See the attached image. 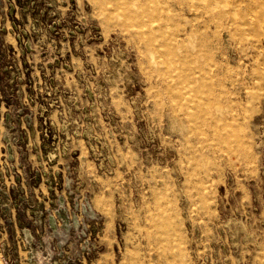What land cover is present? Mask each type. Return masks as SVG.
I'll return each mask as SVG.
<instances>
[{"label":"rangeland","instance_id":"rangeland-1","mask_svg":"<svg viewBox=\"0 0 264 264\" xmlns=\"http://www.w3.org/2000/svg\"><path fill=\"white\" fill-rule=\"evenodd\" d=\"M263 17L264 0H0L10 264H264Z\"/></svg>","mask_w":264,"mask_h":264},{"label":"crops","instance_id":"crops-1","mask_svg":"<svg viewBox=\"0 0 264 264\" xmlns=\"http://www.w3.org/2000/svg\"><path fill=\"white\" fill-rule=\"evenodd\" d=\"M10 227L11 226H9V228ZM3 230H4V228H3ZM0 235H1L0 236V246H1V244L7 245V255H6V252L4 251V249L0 248V264H10L11 259L13 258V249H12L13 247H11L12 246L11 236L9 234V231H6V233H4V231H3V233ZM21 239H22V237H21ZM25 239L27 241V238H25ZM5 255H6V257H5ZM4 257H5V259H4Z\"/></svg>","mask_w":264,"mask_h":264},{"label":"water","instance_id":"water-1","mask_svg":"<svg viewBox=\"0 0 264 264\" xmlns=\"http://www.w3.org/2000/svg\"><path fill=\"white\" fill-rule=\"evenodd\" d=\"M56 214L61 218L64 219L65 218V214H64V210L60 207L59 210L56 212ZM49 226L53 229V220L51 217H49V222H48ZM61 255V253L59 254Z\"/></svg>","mask_w":264,"mask_h":264},{"label":"bare ground","instance_id":"bare-ground-1","mask_svg":"<svg viewBox=\"0 0 264 264\" xmlns=\"http://www.w3.org/2000/svg\"><path fill=\"white\" fill-rule=\"evenodd\" d=\"M221 1H223V0H221ZM197 2V1H196ZM224 4V3H223ZM263 7V6H262ZM250 9V8H249ZM251 10V9H250ZM261 11V10H260ZM141 13V12H140ZM258 14H260V13H258ZM259 17H261V14L259 15ZM254 18V17H253ZM264 18V17H263ZM259 19H261V18H259ZM263 20V19H262ZM140 22V21H139ZM262 23V22H261ZM245 24H246V22H245ZM136 30V29H135ZM188 74V73H187ZM187 77H189L188 75H187ZM210 79V78H209ZM187 81H189L190 82V80H187ZM193 81V80H192ZM191 81V82H192ZM193 82H195V81H193ZM201 86V85H200ZM245 86V85H244ZM202 87V86H201ZM206 87V86H205ZM180 89V88H179ZM192 90H194V89H192ZM206 90H208L207 88H206ZM187 92H190L189 90H187ZM202 92V91H201ZM194 93H196V92H194ZM178 96V95H177ZM196 96V95H195ZM195 96H194V98H195ZM182 97V96H181ZM197 97H199V96H197ZM191 98V97H190ZM204 99V98H203ZM204 101H205V99H204ZM202 103H201V101H200V105H201ZM195 105V104H194ZM197 106V105H196Z\"/></svg>","mask_w":264,"mask_h":264}]
</instances>
